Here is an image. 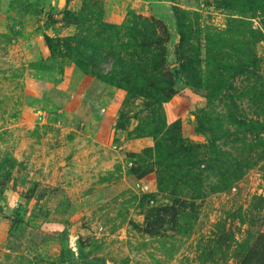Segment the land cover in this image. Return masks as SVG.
Here are the masks:
<instances>
[{
	"label": "rangeland",
	"instance_id": "obj_1",
	"mask_svg": "<svg viewBox=\"0 0 264 264\" xmlns=\"http://www.w3.org/2000/svg\"><path fill=\"white\" fill-rule=\"evenodd\" d=\"M145 19L160 22L159 36L166 29L165 59L181 69L168 98L158 99L147 68L129 90L116 80L125 69L117 56L134 50L123 25ZM74 35L72 52L88 70L51 54L45 38ZM256 123H264V0H0V264H85L78 246L105 264H264ZM159 128L158 140L215 138L244 172L212 191L213 172L193 167L206 189L196 196L190 161L164 146L175 179L191 182L160 190L150 134ZM200 149L193 161L206 158ZM176 199L184 210L160 225Z\"/></svg>",
	"mask_w": 264,
	"mask_h": 264
},
{
	"label": "trees",
	"instance_id": "obj_2",
	"mask_svg": "<svg viewBox=\"0 0 264 264\" xmlns=\"http://www.w3.org/2000/svg\"><path fill=\"white\" fill-rule=\"evenodd\" d=\"M130 25H123V27H126V32L123 34L125 37H127L128 41L125 46L132 47V52H129L128 56L124 57H118L119 65L124 70L120 71L119 77L120 79H116L119 83L118 85L122 88L128 89V84L130 85L132 80H137L138 76H136L135 72L137 71H144L145 68H147L148 72H145V74H148V77H146L147 81L149 82V86L151 89L153 87H156L158 90V99L161 98H168L172 92H174V85L181 79V69L176 67H170L169 64H167V60L165 59L164 55V46L163 43L165 39L168 37V32L166 29H163V33L161 30V33L163 36L157 35V28L162 26L160 22L158 24H154L153 21L150 23L146 21H131ZM139 24H142V29L139 27ZM117 28H120L116 25H111ZM164 27V26H163ZM117 39H119L123 43V35L119 36L121 34V29H117ZM125 29V28H124ZM150 31V33L153 35L152 37L147 38V34ZM141 35L144 37V39L139 43L138 47L136 46L137 43V36ZM165 35V36H164ZM75 37H65L63 38V42H60V39L51 38L49 36H46V42L49 47V50L51 54L53 55H62V56H70L74 62L80 66L81 68H84L85 70H88L89 64H87L81 57L74 56V54L77 55V53L73 49H76L79 44L81 43V40L79 39L80 36L74 35ZM72 40L76 43V45H73ZM121 43V44H122ZM144 57H148V60L142 59L141 57L143 55ZM72 55V56H71ZM78 55H81L80 52H78ZM139 55L136 59L133 58V56ZM126 57V58H125ZM156 60L154 64L150 65V62L153 60ZM153 66V67H152ZM150 73V74H149ZM135 76V77H133ZM116 78V77H115ZM121 82V83H120ZM149 96V95H145ZM151 97V96H150ZM157 99V100H158ZM254 125V124H253ZM254 126L261 127L260 130H264V123H256ZM163 128H159L157 130L151 131L150 134L153 135L155 138H157L156 134L158 131H161ZM260 130L255 133V138L258 141V145H263L264 147V138L260 136L259 132ZM170 133V131L168 132ZM167 135V134H166ZM169 142L171 146L169 145ZM164 146H168L170 151L174 154L175 158H181V159H187L189 160V164L191 165V169L189 170V173H193L195 175V182L198 186L197 195L201 194L203 196L206 193V189L203 187V184H201V177L200 180L196 179L199 178L197 176V173L193 172V167H200L202 163H204V167L202 170L204 172H213L215 180L210 183V190L212 191H218L227 188L232 184V181L235 180L238 176H240L244 171L243 167L246 166L245 162H241L238 160L237 157H234L231 155L229 151H224L222 146L216 145L215 138L212 140L209 139V142L206 144H195L192 142L187 141L186 139L182 138L178 133L177 135L170 133L167 137H161L160 140L158 138L155 142V161L153 162V166L156 168V175L158 180V187L160 190H167V184H171L174 187L179 185V182L181 183H188L191 181H186V177H180L176 178L173 176L174 173H171V165L165 163L164 161L167 159H170L171 154H169L168 157L163 158L161 156V150L165 149ZM202 147H208V154L206 155V158L202 161H193L198 156L199 150ZM262 149L264 150V148ZM160 151V153H159ZM188 172V171H187ZM187 175V173H185ZM173 176V177H172ZM194 179V177H193ZM173 180V181H172ZM169 182V183H168ZM178 204V208L177 205ZM190 205L193 206V202L190 203ZM189 205V206H190ZM183 207V210L185 208L184 201H180L179 199H176L174 204L167 205L163 207V214H171L169 219H165L164 215L159 214L158 222L159 224H163L165 222H171L176 223V215L178 213V209H181ZM182 210V209H181ZM180 212V211H179ZM158 214V213H157ZM158 216V215H157ZM157 216L155 217L157 219ZM153 222V221H152ZM148 223V227L151 225V223ZM149 230V229H148ZM150 233H153V231H149ZM70 240V239H69ZM68 236H66L65 233L62 235V241L64 242V245L68 247L69 244ZM79 243V242H78ZM70 252V251H69ZM71 259V257H68V261ZM77 259L82 260L85 264H105L104 259L102 258H94L89 259L87 255H85L82 252V249L78 246V254Z\"/></svg>",
	"mask_w": 264,
	"mask_h": 264
}]
</instances>
